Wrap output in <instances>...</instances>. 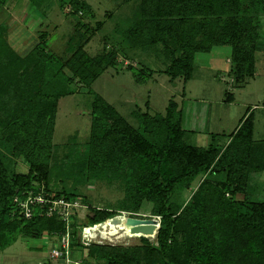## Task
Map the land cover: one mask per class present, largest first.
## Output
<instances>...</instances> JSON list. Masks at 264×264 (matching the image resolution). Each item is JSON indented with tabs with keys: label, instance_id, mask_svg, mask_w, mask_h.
Wrapping results in <instances>:
<instances>
[{
	"label": "trees",
	"instance_id": "1",
	"mask_svg": "<svg viewBox=\"0 0 264 264\" xmlns=\"http://www.w3.org/2000/svg\"><path fill=\"white\" fill-rule=\"evenodd\" d=\"M6 1L0 0V7ZM27 1L39 10L51 2ZM57 2L61 8L67 2L73 13L88 9L79 0ZM261 15L264 0H139L134 14L115 27L121 43L117 48L126 60L131 53L139 54L163 66L157 71L147 65H127L137 83L156 72L171 83L176 79L185 83L192 77L196 54L227 46L231 83L243 88L255 74ZM77 26L68 40L70 53L63 58L39 44L18 55L5 41L0 25V141L27 168L6 177L0 162V251L19 238L64 232V223L57 217L23 219L13 206L14 196L41 188L52 198L81 202L89 178L112 173L121 175L120 210L138 212L150 203L151 214L159 217L156 245L141 238L142 245L133 248L85 247L78 238L79 227L97 226L120 213L98 209L88 216V224L71 217L72 258L85 264H264V202L235 198L245 192L250 173L264 172V139L253 138L251 107L227 136L226 146L212 137L206 147H198L184 143L182 114L173 99L162 115L134 112L138 121L134 128L91 92L88 152L66 153L59 163L54 161L57 147L52 134L60 99L117 65L111 51L89 56L83 48L93 33L82 31L86 30L82 24ZM232 100L226 92L225 101ZM260 105L264 107V98ZM219 174H224L222 181L211 180ZM202 176L208 178L177 213L172 202L176 188H187ZM52 180L64 184L53 189Z\"/></svg>",
	"mask_w": 264,
	"mask_h": 264
},
{
	"label": "rangeland",
	"instance_id": "2",
	"mask_svg": "<svg viewBox=\"0 0 264 264\" xmlns=\"http://www.w3.org/2000/svg\"><path fill=\"white\" fill-rule=\"evenodd\" d=\"M79 1L84 2L88 9L73 13L72 7L67 2L61 8L57 0H51L49 7L45 10L31 7L27 0H7L0 7V25L5 29V41L20 56L26 55L39 44L45 46V50L67 58L70 53L68 40L73 35L74 29L78 27L77 25L81 24L86 29L82 31L93 33L90 40H85L83 48L89 56L94 57L104 50L111 51L115 55L117 65L106 68L89 86L79 85L76 93L60 99L52 134V143L57 147L55 162L59 163L60 158L66 153L80 152L85 155L88 152L91 92L98 94L112 105L134 128L138 127L134 112L162 115L168 101L173 99L180 108H183L186 125L193 128L194 118L197 117L196 130L200 133L217 132L219 135L216 136L215 142L220 145L225 142L222 147L226 146L228 142L226 136L234 130L236 126L234 124L238 122L242 112H245L247 107H251L252 110L255 108L257 110L254 111L256 124L253 138L254 140L264 139V112L260 105L264 98V15L258 18L260 37L256 53L255 74L247 79L243 88L233 87L228 72L223 74V78H217L218 74L216 75V72L212 71L203 59L195 63L197 69L194 74L200 79L191 80L186 85L180 79L171 83L169 78L161 72L154 73L144 83H137L131 72L126 69L127 65H136L137 68L147 65L157 71L163 69L160 63L147 59L145 56L139 54L133 56L131 53L130 59L126 60L123 56L125 54H119L117 47L121 43L119 35L115 33V27L120 20L127 19L134 14L139 0ZM225 90L232 95V104H221L220 100L224 98ZM206 96L211 97L207 99ZM221 126L225 131H216L221 129ZM183 141L198 147H204L207 144L204 140L195 142L194 136L188 133L184 135ZM0 162L4 166L6 177L15 172H25L27 169L21 158L12 157L1 141ZM79 168L80 166L77 165L76 170ZM120 176L107 173L98 179L93 177L87 180V185L81 190L84 195H81L84 199L81 203L88 208L80 212L82 217L79 220L82 224H88V216L91 217L93 210L98 209L120 212L119 214L124 212L128 218L142 219L154 216L150 211V203H144L138 212H127L118 208L124 196L122 183L119 181ZM205 179L204 176L198 177L189 187L176 188L172 202L177 207V213L183 209ZM223 179L224 174H219L211 180L218 182ZM50 184L53 189L54 187L60 188L64 181L52 180ZM235 198L250 202H264V172L250 173L245 192L238 193ZM126 226L134 235L121 244L107 241L97 244L93 237H87V229L79 232L78 238L86 244L89 242L115 249L139 247L142 245L141 238L156 245L158 224L155 225V230L151 234L138 231V223L132 221L131 218L127 220ZM56 245L57 238L54 236L19 238L12 245L0 251V264H63L60 261L49 259L50 250Z\"/></svg>",
	"mask_w": 264,
	"mask_h": 264
},
{
	"label": "built area",
	"instance_id": "3",
	"mask_svg": "<svg viewBox=\"0 0 264 264\" xmlns=\"http://www.w3.org/2000/svg\"><path fill=\"white\" fill-rule=\"evenodd\" d=\"M12 203L17 214L25 220H30L38 215L46 218L57 217L64 223V232L54 236L57 238V245L50 250V260L60 261L63 264H85L81 259L72 258L71 256L70 219L72 216L81 218L80 212H83L81 210L88 209L86 205L78 199L52 198L50 194H47L41 188L37 193L28 190L22 192L21 195L14 196ZM87 228H90V226L79 227V231L81 232Z\"/></svg>",
	"mask_w": 264,
	"mask_h": 264
},
{
	"label": "crops",
	"instance_id": "4",
	"mask_svg": "<svg viewBox=\"0 0 264 264\" xmlns=\"http://www.w3.org/2000/svg\"><path fill=\"white\" fill-rule=\"evenodd\" d=\"M200 59L201 60L203 59L206 63H208V65L210 66L211 70L212 71H215L216 72V75L218 74L217 75V78H220L221 79V78H223V74L224 73H227L229 71V68H230V48L227 47V46L214 47L208 53H199V54H196L195 55V58H194L195 63L196 62L198 63V61H200ZM196 69H197V66H194L193 73H192V77L188 81H186L185 83L183 82V84L186 85V83L189 82V81H191V80H197V78H198V80L200 79L199 76H196L194 74V72H195ZM229 80H230V82H232L231 77H230ZM211 92H213V91H211ZM226 92H228V91L225 90L224 95H225ZM206 97H208L207 99H210L211 96H206ZM206 101H208V100H206ZM209 101H211V100H209ZM220 102H221V104H232L231 101L230 102H226L225 101V96H224L223 99L220 100ZM178 108L180 109L181 114H182V127L186 131V133L191 134V135L194 136L195 142H201V141L204 140L205 143H207L206 144V146H207L208 145V142L210 143L212 141V137L215 138L216 136L219 135L217 132L215 133V131H210V132L208 131L206 133L205 132H201V133L198 132L196 130L197 129L196 122L198 120L197 117L194 118L195 119L194 120L195 125H193V128H191V126H188V124L186 125V118H185V113L183 112V108H180L179 105H178ZM256 110L257 109L254 108L253 109V113ZM261 110L264 112V107L261 106ZM245 111H246V109H245ZM242 113H243V114H241L242 116H240L239 120H237L238 122H235V124H234V125H236L235 128H234V130L237 128L240 119L245 114V112H242ZM224 121L227 122V120H224ZM255 124H256V118H255V113H254V129H255ZM185 126L186 127H190V128H186ZM220 130H222V132L225 131L224 128L222 129V126H221V129L219 128L216 131H220ZM232 132H230V133H232ZM227 136H226V140H227ZM214 141H215V139H214ZM206 146H204V147H206Z\"/></svg>",
	"mask_w": 264,
	"mask_h": 264
},
{
	"label": "bare ground",
	"instance_id": "5",
	"mask_svg": "<svg viewBox=\"0 0 264 264\" xmlns=\"http://www.w3.org/2000/svg\"><path fill=\"white\" fill-rule=\"evenodd\" d=\"M128 219L130 218L127 217L126 213L122 212L115 218H109L108 221H106L105 223L87 228L86 235L88 238L93 237L95 243L97 244H103L105 241L121 244L124 240H126L127 238H131L134 235V233L129 230L128 226H126V222ZM158 228L159 224L156 228V232ZM80 242L86 246L90 245L89 242L87 244L84 243L82 240Z\"/></svg>",
	"mask_w": 264,
	"mask_h": 264
},
{
	"label": "water",
	"instance_id": "6",
	"mask_svg": "<svg viewBox=\"0 0 264 264\" xmlns=\"http://www.w3.org/2000/svg\"><path fill=\"white\" fill-rule=\"evenodd\" d=\"M117 215L113 216L112 218H115ZM132 221H135L138 223V231L151 234L155 230V225L159 224L160 220L159 217L152 216L150 218H132L130 217ZM159 229V228H158ZM157 233V232H156Z\"/></svg>",
	"mask_w": 264,
	"mask_h": 264
}]
</instances>
